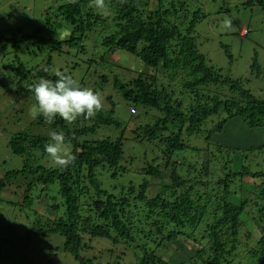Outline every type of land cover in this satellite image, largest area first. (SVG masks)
<instances>
[{
    "label": "trees",
    "instance_id": "trees-1",
    "mask_svg": "<svg viewBox=\"0 0 264 264\" xmlns=\"http://www.w3.org/2000/svg\"><path fill=\"white\" fill-rule=\"evenodd\" d=\"M187 1L105 0L106 10H97L90 0H68L54 7L56 16L71 25L68 38L49 34L53 23L47 12L44 25L31 34H19L17 29L4 39L15 49L30 41L35 54L45 49L50 53L85 52L84 38L98 30L101 44L109 52L126 51L155 70L153 75L138 73L125 83L114 77L112 84L129 105L130 115L139 119L130 132L145 147L144 160L150 154L155 162L146 160L139 169L137 174L143 179L137 187L132 180L127 186L112 185L114 191L104 187L129 173L121 163L123 133L116 138H82L95 133L99 125L120 124L111 95L107 97L110 108L103 107L94 118H79L71 124L59 117L52 124L42 117L32 120L65 134L76 157L67 168L42 161L49 142L46 137L20 130L9 139L11 151L21 156L23 163L0 177V191L19 174L24 178L31 175L42 191L55 186L51 213L44 221L37 217L31 230L42 236L62 234V249L78 264L94 260L82 253L89 246L86 236L90 240L111 239L114 244L142 241V255L137 260L122 263L117 256L108 264H171L154 252L152 243L160 246L162 240L171 242L182 236L192 238L194 246L193 255L183 264H264V142L241 149L211 139L233 117H240L248 127L264 128V99L244 87L243 81L225 76L206 61L193 35L195 23L205 13L187 6ZM244 4L264 6V0ZM252 66L261 72L257 62ZM50 67V55L41 66L30 69L18 62L14 67L20 85L16 97L26 92L35 102L29 86L42 78L54 81ZM210 87L214 91L205 89ZM195 135L204 138L205 147L188 143ZM151 176L158 179L160 189L149 196ZM31 186L29 182L27 189ZM60 208L61 215L49 220ZM252 226L259 235L249 231ZM196 232L199 237L194 236Z\"/></svg>",
    "mask_w": 264,
    "mask_h": 264
},
{
    "label": "rangeland",
    "instance_id": "rangeland-1",
    "mask_svg": "<svg viewBox=\"0 0 264 264\" xmlns=\"http://www.w3.org/2000/svg\"><path fill=\"white\" fill-rule=\"evenodd\" d=\"M66 1L68 0H0L2 38L0 41V177L6 171L22 166V157L12 152L9 146V139L15 132L26 130L28 133L39 134L49 140L48 127L34 124L29 114V109L34 103L30 95L22 92L16 97L15 92L20 85L17 83L14 67L18 62L29 69L41 66L44 59L50 55L51 73L62 70L83 87L98 89V93L103 98V107L106 109L111 106L107 97L112 96L116 104L114 116L120 124L99 125L95 133H88L82 138H116L123 133L126 140L122 145L124 153L121 163L129 173L119 181L115 179L113 183L106 182L104 187L114 191L112 185L127 186L130 180L137 187L136 184L141 183L143 179L137 174L139 169L146 165V160L155 162L150 154L144 160L145 147L135 138V134L130 132L139 119L136 120L130 115L129 105L116 93L112 84L114 77L125 83L138 73L153 75L155 70L126 51L109 52L102 46L98 30L88 33L84 38L85 52L70 49L63 53L55 51L50 53L45 49L35 54L31 50L33 48L30 41L21 42L16 49L9 41H4L5 37L17 32V29L19 34H31L37 27L43 26L47 12L50 13V21L53 23L49 34L59 39L68 38L71 31L70 23L56 16L54 12L57 4ZM245 1L247 0H197V2L188 0L187 6L199 7L205 13V17L195 23L193 35L197 49L205 56L206 61L225 76L243 81L244 87L264 99V6L245 5ZM253 62H257L261 69L260 73L255 66H252ZM162 80L163 77L159 76V82ZM103 81L107 84H102ZM205 89L214 91V87ZM172 129L176 130L177 127L173 125ZM211 139L213 143L246 149L250 145L264 142V128L248 127L240 117H233L226 122L224 130L221 133H214ZM188 143L193 147L202 148L203 145L205 147L206 142L204 138L195 135L188 138ZM202 153L206 155L205 151ZM42 161L47 164L50 161L46 153ZM104 174L109 178L108 181H111L110 171L106 170ZM167 176L168 173L164 172V177ZM15 177L0 191V264H78L71 254L62 249L64 243L62 234L49 232L42 236L31 230V227L37 224H34L37 217L44 221L51 213L50 198L56 192L55 186L42 191V185L38 181H33L31 175L24 178L19 174ZM148 180L151 181V186L148 188V195L151 196L160 187L158 188L157 178L151 176ZM244 180L253 182L250 178ZM29 182H32V186L27 189ZM91 192L92 189L89 193ZM35 211L40 215L36 216ZM61 213L62 208L52 213L49 220ZM249 231L259 235L253 226L249 227ZM196 233L194 236L199 237L200 232ZM85 239L89 246L82 253L94 257L91 264H108L117 256L122 263H128L142 255L140 249L142 241L114 244L111 239L106 238L98 237L90 240L86 236ZM151 248L171 264L187 263L185 261L194 252L192 238L185 236L171 242L162 240L160 246H156L155 241ZM134 252L138 255L136 256Z\"/></svg>",
    "mask_w": 264,
    "mask_h": 264
},
{
    "label": "clouds",
    "instance_id": "clouds-1",
    "mask_svg": "<svg viewBox=\"0 0 264 264\" xmlns=\"http://www.w3.org/2000/svg\"><path fill=\"white\" fill-rule=\"evenodd\" d=\"M70 2L75 3L76 0ZM90 3L97 10H106L105 0H90ZM55 76L54 81L42 78L29 86L35 100L29 109L33 119L42 117L52 124L59 117L71 124L79 118H94L102 110L103 98L94 89L81 86L62 71H57ZM48 135L49 142L44 146L46 154L57 168H67L76 157L66 142L65 134L49 131Z\"/></svg>",
    "mask_w": 264,
    "mask_h": 264
},
{
    "label": "built area",
    "instance_id": "built-area-1",
    "mask_svg": "<svg viewBox=\"0 0 264 264\" xmlns=\"http://www.w3.org/2000/svg\"><path fill=\"white\" fill-rule=\"evenodd\" d=\"M132 111H133V109H132Z\"/></svg>",
    "mask_w": 264,
    "mask_h": 264
}]
</instances>
